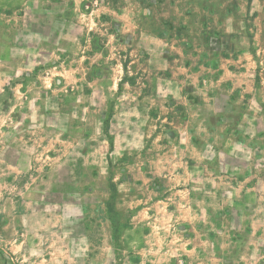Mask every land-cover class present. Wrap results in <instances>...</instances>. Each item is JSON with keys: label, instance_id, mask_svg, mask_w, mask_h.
<instances>
[{"label": "rangeland", "instance_id": "374dc122", "mask_svg": "<svg viewBox=\"0 0 264 264\" xmlns=\"http://www.w3.org/2000/svg\"><path fill=\"white\" fill-rule=\"evenodd\" d=\"M109 1L0 0V264H200L172 180L151 172L177 135L161 88L172 71L238 69L252 53L264 112V0ZM257 130L233 160L254 188L230 206L251 213L264 211ZM210 201L221 252L264 264L263 228L229 232L228 208Z\"/></svg>", "mask_w": 264, "mask_h": 264}, {"label": "crops", "instance_id": "0c3cea01", "mask_svg": "<svg viewBox=\"0 0 264 264\" xmlns=\"http://www.w3.org/2000/svg\"><path fill=\"white\" fill-rule=\"evenodd\" d=\"M260 25L264 30V21ZM252 56L249 53L238 69L223 67L219 73L190 72L188 69L185 74L172 71L168 85L161 88L167 97L163 106L170 114L164 119L174 125L177 135L173 144H167L150 159L153 162L151 172L172 180L173 185L169 183L172 185L169 190L173 191L170 194L172 202L168 204L174 216L178 214L177 209L183 207L185 210L184 219L190 227L183 234L186 249L200 264H257L248 260L231 261L227 253L221 252V247L216 244L218 221L209 209L213 197L220 208H228L223 216L229 232H232L236 222L239 223L237 231L249 229L251 235H258L261 228L264 230V211L251 213L246 209L234 208L242 205L248 192L254 188L249 181L248 163L245 169L246 165L236 163L234 157L240 151L244 152L241 154H248L249 142L256 136V133H250L251 130L258 131L257 126L264 124V112L256 100L260 88L255 84L256 71L252 69L250 60ZM179 88L182 90L180 96ZM237 94H241V97L247 95L249 101H235ZM159 104L155 101L152 106L159 109ZM229 109L231 115L228 114ZM236 110L243 112L236 127L239 133L234 135L229 132V127L232 126L230 120L237 122L239 113H235ZM135 162L141 166V175L145 174L144 165L148 166L145 159L139 157ZM15 167L18 169L21 165ZM233 174L244 176L234 179ZM128 175L130 179L143 178L137 167L131 168ZM225 190L229 191L227 196L224 195ZM190 262L194 263V260Z\"/></svg>", "mask_w": 264, "mask_h": 264}, {"label": "trees", "instance_id": "16d2710c", "mask_svg": "<svg viewBox=\"0 0 264 264\" xmlns=\"http://www.w3.org/2000/svg\"><path fill=\"white\" fill-rule=\"evenodd\" d=\"M117 1H119V0H110L109 2H110L111 4H115V3H117Z\"/></svg>", "mask_w": 264, "mask_h": 264}]
</instances>
